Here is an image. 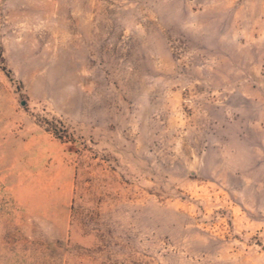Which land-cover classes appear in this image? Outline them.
Returning <instances> with one entry per match:
<instances>
[{"label":"rangeland","instance_id":"1","mask_svg":"<svg viewBox=\"0 0 264 264\" xmlns=\"http://www.w3.org/2000/svg\"><path fill=\"white\" fill-rule=\"evenodd\" d=\"M0 264H264V0H0Z\"/></svg>","mask_w":264,"mask_h":264}]
</instances>
